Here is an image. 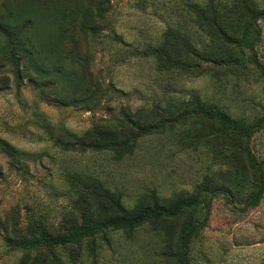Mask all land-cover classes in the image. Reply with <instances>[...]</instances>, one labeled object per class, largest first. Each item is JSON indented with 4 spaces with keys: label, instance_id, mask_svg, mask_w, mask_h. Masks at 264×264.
Masks as SVG:
<instances>
[{
    "label": "rangeland",
    "instance_id": "374dc122",
    "mask_svg": "<svg viewBox=\"0 0 264 264\" xmlns=\"http://www.w3.org/2000/svg\"><path fill=\"white\" fill-rule=\"evenodd\" d=\"M263 13L264 0H0V264H181L201 223L189 264H264V191L245 207L259 182L243 137L185 115L254 128L264 162V73L242 40L260 14L264 67ZM122 137L132 154L69 144ZM179 199L202 203L78 244H20Z\"/></svg>",
    "mask_w": 264,
    "mask_h": 264
},
{
    "label": "trees",
    "instance_id": "16d2710c",
    "mask_svg": "<svg viewBox=\"0 0 264 264\" xmlns=\"http://www.w3.org/2000/svg\"><path fill=\"white\" fill-rule=\"evenodd\" d=\"M264 14V13H263ZM260 16V14L255 15L254 19ZM264 16V15H263ZM253 19V20H254ZM253 20L247 26L242 40L246 44L247 49L251 52L253 62L255 66L264 73V67L261 66L256 57L255 46L260 40V31L255 29L253 25ZM39 41L37 44L39 45ZM43 44V43H42ZM174 64H177L172 60ZM186 116H200L205 118L210 123H218L222 128L231 131H237L244 139L243 152L249 160L251 167L257 174L258 177V186L257 189L254 190L246 201L245 207H256L260 200L262 199L263 191H264V162L257 161L249 151L248 141L252 136V132L254 128L247 129L243 125L237 124L235 121L226 118L225 116L216 114L214 112L208 111L202 107H195L190 111L185 113ZM264 126V119H262L257 128H261ZM255 127V128H256ZM134 141L135 139H127L122 138H112L108 141H85L82 139L81 141H74L71 146H78L82 148V150H95V151H113L118 152L121 156L130 155L134 151ZM210 198L216 193L225 194L228 198L231 197V193L227 189L216 188L210 190ZM98 198L100 200L106 201L109 206H117L119 204V200L116 195L109 193L108 191H100ZM202 200L198 199H179L174 202L172 205L168 206H154L147 207L141 210H137L135 212L129 213L122 211L119 214H116L112 217L105 218L100 222H91L89 220H83L79 226L75 229L59 233L56 235H48L44 232H40L39 234H34L29 240L22 241L20 244L25 249L31 248H52L56 246H65L78 244L85 238L91 237L96 233L102 232L107 229L112 228H134L138 227L146 221L153 220L158 221L164 218H173L176 217L184 208H191L197 205H200ZM202 224V223H201ZM201 224L194 226L182 239V253H181V264H189L187 261L186 250L188 245L190 244L191 238L198 232Z\"/></svg>",
    "mask_w": 264,
    "mask_h": 264
},
{
    "label": "water",
    "instance_id": "95a60500",
    "mask_svg": "<svg viewBox=\"0 0 264 264\" xmlns=\"http://www.w3.org/2000/svg\"><path fill=\"white\" fill-rule=\"evenodd\" d=\"M256 23H257V22H256V19H254V20H253V25H254L255 29L259 30L258 27H257V24H256Z\"/></svg>",
    "mask_w": 264,
    "mask_h": 264
}]
</instances>
